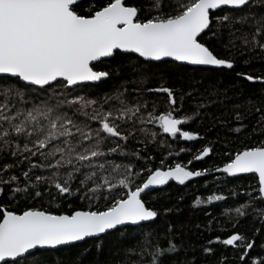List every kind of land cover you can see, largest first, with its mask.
Here are the masks:
<instances>
[{
  "label": "snow or ice",
  "instance_id": "1",
  "mask_svg": "<svg viewBox=\"0 0 264 264\" xmlns=\"http://www.w3.org/2000/svg\"><path fill=\"white\" fill-rule=\"evenodd\" d=\"M225 29L230 37L241 31L246 49L264 52V0H150L147 9L143 0H0V154L14 158L0 165V194L8 186L14 201L62 199L72 209L52 212L33 204L18 212L0 204V264H85L82 257L89 249L75 260L54 258L70 255L93 238L100 252L102 244L95 241L112 236L124 254L117 264H167L180 252L167 236V243H161L153 228L160 213L142 194L169 181L184 185L204 173L181 163L167 170L145 164L141 168L148 175L141 179L134 163L116 162L129 156L151 159L127 151L137 132L157 142L158 133L148 125H158L173 139H197L182 128L189 118L176 115L177 92L171 87L147 89L166 95L168 110L158 114L154 102L149 111L145 99L132 102L124 92L97 97L91 86L98 88L114 75L98 65L121 54H131L148 72L180 65L233 69L235 61L229 57L235 40L219 51ZM244 79L264 83V77ZM139 142L146 145L148 140ZM210 152L204 147L194 158L201 160ZM25 162L21 181L12 170ZM216 171L229 177L254 174L257 179V187L247 193L248 204L234 209L238 218L247 216L255 202L264 204V144L235 152ZM73 198L86 204V210L72 208ZM225 199L211 195L207 202ZM259 215L264 220V208ZM167 233L173 229L168 227ZM128 239L136 243L129 246ZM215 242L245 249L242 261L254 246L239 233ZM252 264H264V258Z\"/></svg>",
  "mask_w": 264,
  "mask_h": 264
},
{
  "label": "trees",
  "instance_id": "2",
  "mask_svg": "<svg viewBox=\"0 0 264 264\" xmlns=\"http://www.w3.org/2000/svg\"><path fill=\"white\" fill-rule=\"evenodd\" d=\"M143 4L147 9L150 0H143ZM240 27L237 25V28ZM241 35L242 32L237 31L234 37H230L225 29L221 37V53L225 51V45L230 39L235 40L236 46L231 49L232 55L229 57L235 61L233 69H203L180 65L171 70L148 72L138 65L134 56L130 59V55L121 54L98 65L114 75L98 88L91 86L97 97L124 92L129 101L145 99L149 102V111L152 110L151 105L154 102L158 114L168 110L166 95L149 92L147 89L171 87L177 92L180 105V111L176 115L189 118L188 123L182 126L183 130L197 136L192 141L173 139L165 135L158 125H148L152 131L158 133L157 142H152L150 138L137 132V138L129 141L127 151L140 152L151 159H136L135 156L116 158L117 163H134L136 170L142 172L141 179H146L148 175L141 168L145 164L149 168L161 167L167 170L169 166L174 167L176 163H181L189 170L204 173L186 181L184 185L171 184L165 189L149 193L144 198L148 206L154 207L160 213L153 228L159 233L161 243H167V236L180 248V252L170 258L167 264H252L253 260L264 258V220L259 215V209L264 208V204L255 202L253 207L247 209L248 215L242 218H238L234 211L236 207L248 204L247 193L257 187V179L254 175L229 178L216 171L235 152L264 144V83L259 80L253 83L244 79V75L264 77V52L259 49H246L239 39ZM258 108L260 112L256 111ZM237 114H240V119H237ZM237 129L240 131H236ZM145 139L148 140L146 145L139 142ZM204 147H209L211 152L203 159L196 160L194 157ZM13 159L6 154H0V165L11 163ZM161 161L164 163L161 164ZM23 170H27V162L12 170L15 175L20 176L21 181L24 179L21 175ZM7 187L0 194V204L18 212L33 204L52 212L72 210L67 207V201L62 199L52 203L45 200L43 204L14 201ZM56 195L55 190H52V196ZM211 195H223L226 199L208 203L207 198ZM253 195L256 193L253 192ZM197 198L202 201L199 205L195 203ZM80 207L86 210L87 205H82L73 198L72 208ZM168 227L173 229L172 234L167 233ZM235 233L244 235L248 242L254 244L253 249L247 250L249 256L244 261L240 260V255L245 249L215 242L217 237L222 240ZM210 240L213 243L210 244ZM95 243L102 244V251H97L94 239H91L74 248L70 255L61 253L54 259L75 260L78 258L77 253L84 249L90 250L82 257L85 264H117L123 258L117 236ZM125 243L132 246L136 241L128 239ZM205 248H211L212 252L206 253Z\"/></svg>",
  "mask_w": 264,
  "mask_h": 264
},
{
  "label": "water",
  "instance_id": "3",
  "mask_svg": "<svg viewBox=\"0 0 264 264\" xmlns=\"http://www.w3.org/2000/svg\"><path fill=\"white\" fill-rule=\"evenodd\" d=\"M128 55H131V54H128ZM112 58H105V60L104 61H108V60H111ZM185 66H189V67H193V68H203V69H210V68H208V67H206V66H193V65H185ZM166 135V134H165ZM218 172V171H217ZM219 174H222V175H226L225 173H223V172H218ZM250 175H254V174H240V175H238V176H236V177H229V178H238V177H243V176H250ZM227 176V175H226ZM171 184H177V185H180V184H178V183H176L175 181H169V183H168V185H165V186H163L162 188H154V189H149V190H147L146 191V193L145 194H142V196H143V198H145L149 193H151V192H153V191H156V190H162V189H165V188H167L169 185H171ZM132 227H135V226H132ZM93 239H95V238H93ZM91 240V239H90ZM81 243H83V242H81Z\"/></svg>",
  "mask_w": 264,
  "mask_h": 264
}]
</instances>
